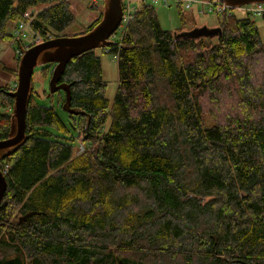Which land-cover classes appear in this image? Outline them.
I'll return each mask as SVG.
<instances>
[{"label": "trees", "instance_id": "1", "mask_svg": "<svg viewBox=\"0 0 264 264\" xmlns=\"http://www.w3.org/2000/svg\"><path fill=\"white\" fill-rule=\"evenodd\" d=\"M30 19L53 39L75 21L66 0H0V42ZM217 19L219 36L176 34L137 8L101 49L117 58L111 103L95 51L72 58L60 83L84 112L66 113L79 155L31 92L25 143L0 161V264H264V41L253 18ZM16 81L0 87V141Z\"/></svg>", "mask_w": 264, "mask_h": 264}, {"label": "water", "instance_id": "2", "mask_svg": "<svg viewBox=\"0 0 264 264\" xmlns=\"http://www.w3.org/2000/svg\"><path fill=\"white\" fill-rule=\"evenodd\" d=\"M231 7H240L251 3H264V0H220ZM121 0H104L103 13L100 22L89 32L78 36H58L38 45L22 50L17 66V83L8 95L13 99V109L10 121V131L5 140L0 141V161L14 153L25 143L26 109L32 92V74L36 66L53 65L49 79V95L56 92L64 93L62 110L68 115H84V112L70 106V84L60 83L67 63L81 54L109 47L111 36L117 30L121 20ZM198 32L206 36H219V27L202 29L189 33L193 36ZM186 33L185 35H189ZM6 190V180L0 171V203ZM29 213L22 217L23 221L31 217Z\"/></svg>", "mask_w": 264, "mask_h": 264}, {"label": "rangeland", "instance_id": "3", "mask_svg": "<svg viewBox=\"0 0 264 264\" xmlns=\"http://www.w3.org/2000/svg\"><path fill=\"white\" fill-rule=\"evenodd\" d=\"M70 5V10L74 16V23L71 28L65 31L66 35H77L87 29L93 22H95L99 16L103 13V1L99 0H66ZM95 5L96 8L92 7ZM177 6L172 5L169 8H164L160 5H155L154 10L157 16L160 27L163 30L172 31L176 34L189 33L194 28L201 29H213L216 27L218 19L213 14H208L206 16H196L189 12H182L176 8ZM39 9L34 8L29 13H36ZM180 13L182 15H180ZM239 14V13H237ZM244 16V15H243ZM256 21L258 31L261 39L264 41V23L260 18H253ZM184 22V25L182 24ZM14 25H8V31H15ZM195 32V31H194ZM199 35L198 32H196ZM202 36H206L201 33ZM33 32L30 30L27 32L26 37L22 40L23 44L28 45L32 40ZM34 38V36H33ZM22 42L12 39L8 42H0V87H14V83L17 80V65L19 56V47L22 46ZM95 53L100 57L101 67H102V77L106 84V97L111 103L116 92L117 87V65H116V55L112 53L102 52L101 49L94 50ZM46 65L36 66L32 74V91L38 104L51 107L63 121V124L67 128L66 133L59 132L55 129L49 128L45 129L48 131L52 137L51 140H56L62 143H68L75 148L74 154L78 153V144L87 148V144L83 142L84 136L82 130L72 129L69 125L68 116L62 110V101L58 98L61 96V100L64 97L63 92L54 93L49 95V79L53 66L49 68V76L46 79L40 78V71L45 68ZM17 83V82H16Z\"/></svg>", "mask_w": 264, "mask_h": 264}, {"label": "built area", "instance_id": "4", "mask_svg": "<svg viewBox=\"0 0 264 264\" xmlns=\"http://www.w3.org/2000/svg\"><path fill=\"white\" fill-rule=\"evenodd\" d=\"M155 5H160L164 8H169L170 6L175 5L181 12H189L196 16L213 14L219 18L229 17L232 15H236L238 17L261 18L262 15H264V3H251L240 7H231L220 0H121V20L117 30L114 32L110 40L116 43L122 39L125 28L132 20L137 8L143 7L145 9H154ZM31 21L32 19L27 22H21L16 26L13 33L14 39L16 38V40L22 42V40L26 37L27 32L30 30L29 25ZM45 35L46 36L44 37L39 33L33 34V41L28 45H25L22 42V46L19 47V56H21L22 50L53 39L52 35L48 33ZM119 46L120 45H118V47ZM77 148L78 153L85 151V147L81 146V143L78 144ZM3 173H6V167L3 169Z\"/></svg>", "mask_w": 264, "mask_h": 264}, {"label": "flooded vegetation", "instance_id": "5", "mask_svg": "<svg viewBox=\"0 0 264 264\" xmlns=\"http://www.w3.org/2000/svg\"><path fill=\"white\" fill-rule=\"evenodd\" d=\"M51 96V95H50ZM62 101H64V98L62 99Z\"/></svg>", "mask_w": 264, "mask_h": 264}]
</instances>
